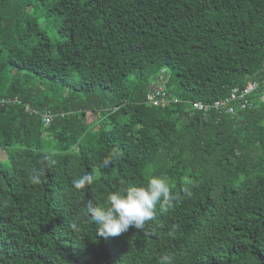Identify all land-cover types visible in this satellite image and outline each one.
Listing matches in <instances>:
<instances>
[{"label":"trees","instance_id":"16d2710c","mask_svg":"<svg viewBox=\"0 0 264 264\" xmlns=\"http://www.w3.org/2000/svg\"><path fill=\"white\" fill-rule=\"evenodd\" d=\"M163 71L178 102L147 106ZM254 75L264 0H0V99H17L0 105V264H264V103L233 118L188 104ZM153 175L175 206L99 236L88 202Z\"/></svg>","mask_w":264,"mask_h":264},{"label":"clouds","instance_id":"9594fccd","mask_svg":"<svg viewBox=\"0 0 264 264\" xmlns=\"http://www.w3.org/2000/svg\"><path fill=\"white\" fill-rule=\"evenodd\" d=\"M119 155V150L114 149L110 158L106 157L103 167H109ZM38 183V177H32ZM94 176L88 173L73 180V188L84 189L93 183ZM179 197L173 194L169 182L162 176H149L146 185L135 183L109 192L104 206L95 205L92 201L87 204L89 222L97 226V234L101 237H118L129 231L130 228L144 229L146 222L153 220L157 205L162 212L172 209ZM77 228L76 224L71 225ZM172 257L163 255L159 264H171Z\"/></svg>","mask_w":264,"mask_h":264},{"label":"built area","instance_id":"2783aa9c","mask_svg":"<svg viewBox=\"0 0 264 264\" xmlns=\"http://www.w3.org/2000/svg\"><path fill=\"white\" fill-rule=\"evenodd\" d=\"M169 76L165 71L159 75L151 84V89L146 95L145 103L152 107H165L172 102H178L177 99H172L168 95L167 83ZM264 76L254 75L248 78L244 85L239 88H233L229 94L221 99H217L212 103H204L201 101L189 102L190 110L198 112L204 117H208L212 112L236 117L239 112L248 109H253L264 103ZM263 90V91H262ZM15 103L17 99H0V105L6 103ZM26 112L35 113V109L29 105H25ZM53 121V114L50 110H45L42 113V123L44 127H48Z\"/></svg>","mask_w":264,"mask_h":264},{"label":"rangeland","instance_id":"374dc122","mask_svg":"<svg viewBox=\"0 0 264 264\" xmlns=\"http://www.w3.org/2000/svg\"><path fill=\"white\" fill-rule=\"evenodd\" d=\"M168 75H170V74H168ZM94 119H95V117H94V116H91V115L89 114V116H88V121L91 122V121H93Z\"/></svg>","mask_w":264,"mask_h":264}]
</instances>
